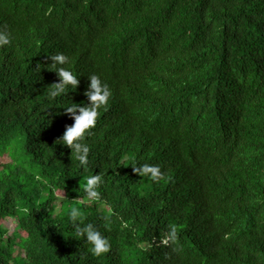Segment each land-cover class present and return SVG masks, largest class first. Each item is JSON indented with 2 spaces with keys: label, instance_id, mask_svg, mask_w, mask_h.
<instances>
[{
  "label": "trees",
  "instance_id": "16d2710c",
  "mask_svg": "<svg viewBox=\"0 0 264 264\" xmlns=\"http://www.w3.org/2000/svg\"><path fill=\"white\" fill-rule=\"evenodd\" d=\"M0 28V264H264V0H0ZM60 52L80 83L50 100ZM92 74L112 96L85 172L59 140ZM96 173L100 202L81 182Z\"/></svg>",
  "mask_w": 264,
  "mask_h": 264
},
{
  "label": "clouds",
  "instance_id": "9594fccd",
  "mask_svg": "<svg viewBox=\"0 0 264 264\" xmlns=\"http://www.w3.org/2000/svg\"><path fill=\"white\" fill-rule=\"evenodd\" d=\"M13 40L9 31L0 28V47L11 45ZM53 63L51 70L58 73L60 80L47 87L46 92L50 100L66 96L69 93V88H77L80 83L79 77L66 65L70 62L68 57L63 52L50 55ZM39 70V69H36ZM90 85L86 91L90 103L80 104L71 102L63 108L65 111L74 117L75 123L67 126L64 135L60 138L62 144L72 149L73 155L80 162V165L86 166L89 160L90 145L87 142V137L92 134L95 129L100 115V110L106 108L112 96V91L107 82L103 81L98 74L89 76ZM135 172L141 177L147 178L150 182H159L164 177V172L159 164L148 162L137 163L131 165ZM83 171H87L83 167ZM39 180L40 177L37 176ZM83 188L90 201H102V193L99 191V186L102 183L101 174L82 175ZM81 198H77L79 200ZM68 220L73 231L78 237L84 238L90 245V251L93 255L100 257L108 253L111 249L109 238L104 235L92 222H85V212L78 206H71L68 210ZM169 235L176 238V227L169 225ZM167 242V241H165Z\"/></svg>",
  "mask_w": 264,
  "mask_h": 264
},
{
  "label": "rangeland",
  "instance_id": "374dc122",
  "mask_svg": "<svg viewBox=\"0 0 264 264\" xmlns=\"http://www.w3.org/2000/svg\"><path fill=\"white\" fill-rule=\"evenodd\" d=\"M4 163V160L0 157V166ZM59 211V208L56 209V212ZM6 225L9 229V231H13L14 230V224L13 223H10V222H6Z\"/></svg>",
  "mask_w": 264,
  "mask_h": 264
}]
</instances>
